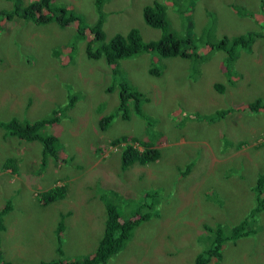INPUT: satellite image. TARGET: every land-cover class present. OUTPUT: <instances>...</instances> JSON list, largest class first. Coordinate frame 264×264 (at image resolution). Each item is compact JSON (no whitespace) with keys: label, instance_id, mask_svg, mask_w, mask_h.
<instances>
[{"label":"rangeland","instance_id":"1","mask_svg":"<svg viewBox=\"0 0 264 264\" xmlns=\"http://www.w3.org/2000/svg\"><path fill=\"white\" fill-rule=\"evenodd\" d=\"M31 1L0 0V12L10 13L9 20L0 16V123L13 113L22 120V112L27 114L23 120L32 122L48 116L67 93L79 95L62 122L43 129L45 134H58L64 163L48 159L41 165L38 143L20 141L0 129V206L6 199L12 205L5 217L1 257L14 264L55 259L53 233L59 214L65 215L61 248L66 260L88 256L103 230L106 212L101 198L114 189L128 198L112 201L125 219L142 203L137 193L156 192L157 197L154 215L132 231L108 264H187L195 251L193 243H206L193 238L197 229L204 222L231 225L242 218L253 198L255 177L264 175V110L244 109L264 97V41L256 38L249 44L250 52L238 50L230 76L222 68L224 53L204 54L200 41L214 43L260 32L261 0H105V40L130 29L144 41L159 40L162 31L150 28L142 18V8L158 2L167 30L181 39L190 35L192 41L188 58L157 59L143 53L118 61L122 76L147 96L143 109L156 118L163 140L153 139L159 151L154 163L124 171L119 168L118 149L109 141L120 135L142 139V121L131 114L127 120L114 118L103 131L97 128L96 121L117 105V91L105 95L104 88L118 87L119 80H111L110 67L102 60L84 57V42L76 37L74 26L36 25L14 14L12 6ZM93 1L52 0L85 25L97 18ZM90 39L87 35L85 40ZM150 68L159 76L150 75ZM217 84L223 91L214 88ZM218 109L229 113L215 123L194 118ZM221 136L245 146L220 151ZM7 158L16 160L14 174L1 167ZM62 184L66 187L62 199L44 208L36 204L35 192ZM213 191V200L204 198ZM256 222L260 232L223 245L220 264H264V213Z\"/></svg>","mask_w":264,"mask_h":264},{"label":"trees","instance_id":"2","mask_svg":"<svg viewBox=\"0 0 264 264\" xmlns=\"http://www.w3.org/2000/svg\"><path fill=\"white\" fill-rule=\"evenodd\" d=\"M108 1V0H106ZM94 7L97 12V18L91 25H85L70 9L65 6L54 4L52 0H33L25 6L21 3L15 4L13 7L14 14L25 21H29L36 25L54 22L59 28L74 25L76 37L84 42L83 53L87 59L102 58L105 64L110 67L111 80L117 78L119 80L118 87L110 86L104 88L105 95H113L117 91V105L113 113L105 115L96 121L97 128L101 131L105 130L111 121L118 117L121 120H127L131 114L136 115L143 123L144 137L128 138L120 135L109 141V146L118 149V161L120 170L124 171L134 165H147L154 163L159 158V151L155 147V138L162 140V133L157 128L156 118L147 111L143 106L149 102L147 96L139 91L137 87L132 86L127 81L118 68V61L123 59L134 58L143 53H149L151 56L162 58L186 57L189 54L188 49L191 46V36L178 38L175 34L167 30V22L164 15L162 4L153 2L151 6L142 8L143 22L153 29H160L163 36L157 41H144L135 29H130L125 35L114 34L108 40L102 30V24L105 18L102 12L105 0H94ZM261 8H264V0H261ZM0 16L10 18V13L1 11ZM257 22L261 23L260 32L250 31L244 35L235 37H223L214 43L209 41L201 43L209 52L221 51L224 53L223 68L230 76L233 73L231 69L233 63L237 59L238 50L250 52L249 44L255 39L261 38L264 41V19ZM262 26V27H261ZM87 35L91 39L86 41ZM249 45V46H248ZM196 49L191 53L195 54ZM200 58V57H199ZM198 58V59H199ZM149 73L152 76H159L156 69L150 68ZM217 91H223L222 85H214ZM78 93L69 92L65 95L60 104H54L49 110V115L32 122H27V114L22 112V120L15 116L19 113H13L5 123H0V129L7 136L14 137L20 141L31 143L36 142L40 145V164L44 165L48 159L59 163H64L67 158L62 157L61 142L58 141V134H45L43 129L47 126H57L65 119V115L74 107L78 101ZM27 108V102L25 104ZM246 112L255 113L264 110V97L256 98L244 106ZM97 112L99 108L96 107ZM229 113L227 109H218L210 114H196L194 118L199 122L215 123ZM54 126V127H55ZM60 142V143H59ZM160 142L157 146H160ZM121 146V147H120ZM245 146L243 141H231L226 136L218 138V147L221 151L240 150ZM72 160V157L69 161ZM16 160L7 158L1 164L3 170H10V173L16 172ZM192 166V163H191ZM190 166V169H191ZM43 167V166H41ZM186 170L184 176L189 173ZM114 190V189H112ZM106 191L102 196L103 209H105V221L103 230L94 250L88 256L66 260L62 252V233L64 230L63 219L64 214H59V219L54 230V249H56V258L49 261L40 262L38 264H108L111 257L116 255L123 249L126 241L129 239L132 231L143 222H147L154 215L156 192L137 193L136 197H140L142 203L137 207L129 210L128 218H123L119 214L112 201L120 199L116 190ZM253 195L252 201L246 211V214L231 225L221 223L204 222L193 235L194 239L206 243H193L195 251L187 264H220L222 259L223 245L225 243H234L236 240L254 236L261 231L262 227L256 222V217L264 213V175L258 174L251 187ZM66 187L64 185L54 186L47 190H39L33 194L36 204L39 207H46L62 199L65 196ZM204 198L213 200L216 193L204 194ZM128 200L127 197H125ZM135 198V197H134ZM134 198L130 199L133 200ZM141 202V201H140ZM12 211L10 199H6L0 206V264H14L7 259L1 257L2 233L6 232L5 217ZM62 253V255H61Z\"/></svg>","mask_w":264,"mask_h":264},{"label":"crops","instance_id":"3","mask_svg":"<svg viewBox=\"0 0 264 264\" xmlns=\"http://www.w3.org/2000/svg\"><path fill=\"white\" fill-rule=\"evenodd\" d=\"M8 21V20H7ZM208 52V50L206 49V51H205V49L203 48V53L205 54V53H207ZM84 57H85V55H84ZM86 58V57H85ZM92 61H97V60H102V62H103V64H105V62H104V60L102 59V58H97V59H91ZM105 66H107L106 64H105ZM108 67V66H107ZM223 68V67H222ZM223 71H224V68H223ZM78 101H76L75 102V104L77 103ZM74 104V105H75ZM66 183V182H65ZM62 185H64V184H62ZM65 186V185H64Z\"/></svg>","mask_w":264,"mask_h":264},{"label":"clouds","instance_id":"4","mask_svg":"<svg viewBox=\"0 0 264 264\" xmlns=\"http://www.w3.org/2000/svg\"><path fill=\"white\" fill-rule=\"evenodd\" d=\"M72 26H74V25H72Z\"/></svg>","mask_w":264,"mask_h":264}]
</instances>
